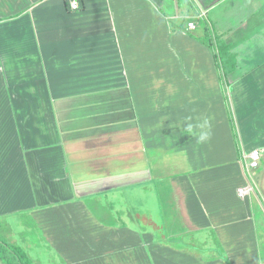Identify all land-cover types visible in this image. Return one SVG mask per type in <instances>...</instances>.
<instances>
[{"label":"crops","instance_id":"obj_1","mask_svg":"<svg viewBox=\"0 0 264 264\" xmlns=\"http://www.w3.org/2000/svg\"><path fill=\"white\" fill-rule=\"evenodd\" d=\"M80 1L0 0V227L53 209L136 261L264 264V0H189L236 57L227 74L199 27L172 28L178 0ZM186 190L215 241L203 254L174 230ZM152 196L165 229L145 222Z\"/></svg>","mask_w":264,"mask_h":264},{"label":"rangeland","instance_id":"obj_2","mask_svg":"<svg viewBox=\"0 0 264 264\" xmlns=\"http://www.w3.org/2000/svg\"><path fill=\"white\" fill-rule=\"evenodd\" d=\"M166 1L170 3V0ZM178 7L180 10L184 9L187 13L181 18L170 20L173 22L176 20L175 23L177 24H172L173 29L180 28L179 24L184 18L188 19V24L190 22H202L199 9L193 6L190 8ZM204 20L206 21L207 19ZM199 29V33L203 35L202 26L200 27L199 25ZM210 30L211 34L214 33L213 36L216 39V32H214L213 27H211ZM216 57L219 65L224 70L223 61L218 53H216ZM133 69H135L134 71L136 72V63ZM130 70L132 71L131 67ZM225 73H228V69ZM227 88L232 91L231 84L227 85ZM226 101V112L229 113L230 119L233 121V103L230 100L228 101V99ZM233 123H235V121ZM66 147L67 149L69 148L68 146ZM140 192V189L136 187V195H140ZM182 195L183 199L180 203H177L178 209L175 210L179 218L177 220V229L174 230L181 232L182 240L195 246V251L200 250L202 254L206 253L215 246V241L212 236L208 234V225L204 221L197 204L196 206L194 205V207L191 206L195 203L191 193L186 190ZM117 204L118 203L108 204L109 208L113 209V217L125 218L126 223H130L126 215L121 216L116 212L115 209ZM149 206L152 208L153 218H151V221L147 220L145 222L158 230L167 228L162 217L163 213H166L167 210L161 205V199H159L158 196L153 197V200L149 202ZM102 211L100 214H102ZM54 215L55 212L53 209L43 210L42 212H28V210H26L18 215H10L6 218L10 227H0V238L4 239L9 244L21 245L28 252L29 256L34 259L36 264H65L67 260L75 262L82 256L84 258L83 261L78 260L75 264H149L144 258V254L141 253H139L138 260L136 261V247L134 248L135 250H129L123 248L121 245L119 246L116 242L115 235L112 236L109 241V247L116 245L111 249H108V246H104V241L99 242L106 233L86 235L89 236L90 240L85 244L82 240L83 235L77 237L75 233L81 232V234H85L90 231L91 226L86 220H82L80 217L76 216L73 218H55ZM136 226H138L137 221ZM57 229H59V232ZM132 252L135 254L134 257L130 255ZM0 264L4 263L0 260Z\"/></svg>","mask_w":264,"mask_h":264},{"label":"trees","instance_id":"obj_3","mask_svg":"<svg viewBox=\"0 0 264 264\" xmlns=\"http://www.w3.org/2000/svg\"><path fill=\"white\" fill-rule=\"evenodd\" d=\"M178 3L180 7L190 8L192 6L189 0H178ZM201 21L199 25L200 27L202 26L204 32L201 40L208 46L218 50V55L223 61L225 72H227V69H233L236 66V57L230 53L228 44L218 37L215 39L213 34H211L209 24L204 19H201ZM179 27L189 30L188 19H182ZM261 214L262 212L259 210L256 211V217H260ZM0 260L4 264H36L34 259L29 256L28 252L21 245L9 244L2 238H0Z\"/></svg>","mask_w":264,"mask_h":264},{"label":"built area","instance_id":"obj_4","mask_svg":"<svg viewBox=\"0 0 264 264\" xmlns=\"http://www.w3.org/2000/svg\"><path fill=\"white\" fill-rule=\"evenodd\" d=\"M69 6L71 10H77L80 8L81 1L80 0H68ZM204 15V13H203ZM200 15V16H203ZM199 27V22H190L188 24L189 30H195ZM241 159L244 163L245 169L248 172V174H251L253 169H256L260 166V160H261V153L259 149H255L249 153L242 152L241 153ZM252 188L250 186L242 187L239 190L240 195H244L248 191H250Z\"/></svg>","mask_w":264,"mask_h":264}]
</instances>
